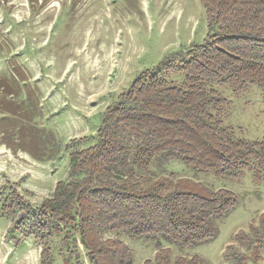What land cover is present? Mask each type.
I'll return each instance as SVG.
<instances>
[{
    "label": "trees",
    "instance_id": "trees-1",
    "mask_svg": "<svg viewBox=\"0 0 264 264\" xmlns=\"http://www.w3.org/2000/svg\"><path fill=\"white\" fill-rule=\"evenodd\" d=\"M202 2L209 28L205 41L143 73L107 108L96 142L71 151V179L59 181L37 207L17 184L10 186L2 208H18L19 216L8 231L30 218L23 233L41 242L40 264H56L51 241L61 234L63 264H134L129 245L118 236L104 237L105 231L155 237V255L142 264H204L199 255L174 257L173 248L214 239L216 220L236 208L237 195L172 172L156 178L145 172L172 159L196 172L231 178L252 163L257 175L264 170V138L234 135L224 119L229 100L219 89L239 93L254 84L264 98V0ZM173 68L183 73L181 84L165 77ZM234 241L223 250L225 264H262L264 213Z\"/></svg>",
    "mask_w": 264,
    "mask_h": 264
},
{
    "label": "rangeland",
    "instance_id": "rangeland-1",
    "mask_svg": "<svg viewBox=\"0 0 264 264\" xmlns=\"http://www.w3.org/2000/svg\"><path fill=\"white\" fill-rule=\"evenodd\" d=\"M208 33L202 0H0V264H40L41 258L39 239L23 233L28 216L8 231L19 216L18 208H2L10 186L17 184L32 205L40 206L59 181L71 179V151L96 142L107 108L143 73L179 59ZM164 73L176 84L184 80L179 69ZM219 89L229 100L224 119L234 135L263 139L261 88L253 84L239 93L229 86ZM255 167L252 163L231 178L196 172L172 159L145 172L152 178L172 172L237 195L236 208L216 220L214 239L176 246L174 257L199 255L204 264H225L226 245L264 213V170L257 175ZM103 236L122 238L133 251L134 264L153 258L157 249L153 236L132 239L121 231ZM62 237L51 241L56 264H63Z\"/></svg>",
    "mask_w": 264,
    "mask_h": 264
}]
</instances>
